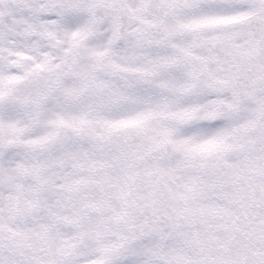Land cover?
Here are the masks:
<instances>
[{
	"label": "snow or ice",
	"instance_id": "1",
	"mask_svg": "<svg viewBox=\"0 0 264 264\" xmlns=\"http://www.w3.org/2000/svg\"><path fill=\"white\" fill-rule=\"evenodd\" d=\"M0 264H264V0H0Z\"/></svg>",
	"mask_w": 264,
	"mask_h": 264
}]
</instances>
